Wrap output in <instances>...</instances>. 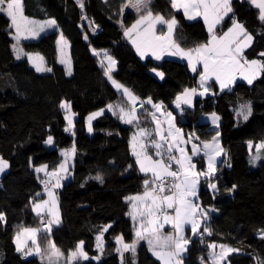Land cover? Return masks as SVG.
Segmentation results:
<instances>
[{
    "label": "trees",
    "instance_id": "trees-1",
    "mask_svg": "<svg viewBox=\"0 0 264 264\" xmlns=\"http://www.w3.org/2000/svg\"><path fill=\"white\" fill-rule=\"evenodd\" d=\"M23 2L26 15L39 20L55 19L58 27L42 33L37 40L21 41L24 52L42 54L52 69L38 72L26 55L16 58L12 49L15 41L8 29L10 22L0 14V154L10 165L0 178V212L6 217V222L0 221V264H47V257L42 261L37 255L27 257L17 252L14 238L19 225L39 226L32 204L37 192L42 195L36 199L46 194L40 182L44 174L36 173V166L47 164L53 169L62 160L61 150L73 144L76 155L71 176L59 189L61 222L47 237L41 231L38 242L42 250H46L49 241L54 242L67 257L82 240L85 250L97 255L96 236L103 226L111 225L104 232L103 257L80 260L77 264H121L116 237L122 235L129 243L134 237L133 221L127 215L130 204L125 197L144 190L145 175L134 163L129 144L136 131L135 124H125L107 110L94 122V132H87L86 118L91 111L110 103L127 104L104 75L101 58L92 49H106L115 55L118 64L114 76L141 101L151 97L156 102L162 101L165 109H174L175 97L184 88L197 86L199 73L178 58H142L123 35L120 21L128 27L137 19L133 9L125 8L121 13L124 0H84L83 9L76 0ZM232 7L235 18L254 36L246 56L264 59L259 56L264 52V23L258 19L259 10L249 0H232ZM152 11L165 18L175 16L179 22L175 38L181 47L187 49L206 42L203 20H187L182 10L171 7L170 0H152ZM89 22H93L92 27ZM228 25L225 18V30ZM61 33L70 42L71 75L58 60L56 41ZM153 68L163 72L164 79L158 78L151 71ZM213 85L215 95H197L192 108L184 106L182 114L176 112L177 124L184 133L194 132L201 141L211 140L216 132L203 117L219 113L225 152L211 181L219 190L213 192L201 179L199 191L202 206L215 209L209 212L207 224L212 234L203 232L204 224L196 235L189 234L191 243L184 264H201V257L208 264L209 244L235 245L249 239L255 240V249L233 252L226 263L257 264L258 259H264V239L259 234L264 229V161L256 167L250 165L248 142L264 141V74L252 84L239 80L230 90L220 91L217 84ZM65 100L77 115L71 128L65 110L60 107ZM249 101L252 112L244 121L237 117L236 109ZM137 109L141 126L152 128L154 124L145 116V110L153 109L149 105ZM49 135L53 137L52 147L46 144ZM195 162L198 169L206 168L201 157H196ZM130 164L132 167L128 168ZM97 174L104 177L103 183L91 179ZM233 185L235 189L228 191ZM133 260L135 264H161L148 251L146 242L139 244L135 254L124 252L123 264H133Z\"/></svg>",
    "mask_w": 264,
    "mask_h": 264
},
{
    "label": "snow or ice",
    "instance_id": "snow-or-ice-1",
    "mask_svg": "<svg viewBox=\"0 0 264 264\" xmlns=\"http://www.w3.org/2000/svg\"><path fill=\"white\" fill-rule=\"evenodd\" d=\"M76 2L81 9L84 8V0H76ZM249 3L259 10L258 19L264 23V0H249ZM170 4L173 9L182 10L187 20H196L198 17L203 19L207 30L206 42L197 43L187 49L181 47L175 38L179 22L175 16L165 18L163 14L154 13L152 0H124L120 6L121 13L125 8L133 9L137 19L128 27L123 25L122 20L120 23L123 35L131 41L142 58L149 53L156 60L163 59L165 55L178 56L188 61V66L193 72H197L198 65L202 66L197 86L184 88L175 97L173 103L177 109L181 110V114L184 110L182 106L192 108L193 98L210 93L213 84H218L221 91L230 90L237 77L252 84L259 75L264 74V59H248L245 54L246 50L252 46L254 36L243 23L235 18L232 0H170ZM0 14H3L10 22L8 29L15 41L12 49L16 58L20 59L22 55H26L36 71L51 72V68L43 66L44 57L39 53L24 52L21 41L39 39L42 33L57 28V21L55 19L41 21L26 15L23 0H0ZM225 18L229 21L226 30ZM92 24L93 22H89V27H92ZM158 25L160 26L159 32ZM84 39L87 40L88 36L85 35ZM56 43L60 52V63L66 65L68 74L71 75L70 57L66 52L69 45L63 33L60 34ZM92 51L94 55L102 56L99 63L104 70V75L127 100L126 105L120 102L110 103L107 108L125 124H135L136 131L133 132L129 144L131 154L135 158L134 163L145 175L143 192L125 197L130 204L127 215L133 221L134 237L130 243L126 242L122 235L116 237V242L120 245L116 251L121 256V264H123L124 252L131 251L135 254L141 241L147 243L148 251L161 264H184V254L191 243L185 235L186 227L190 226L192 234L196 235L200 232L201 225L204 224L203 232L208 235L212 234L207 224L209 212L215 209L203 207L198 193L201 179L213 192L219 190L217 184L211 181L217 171V159L223 152L218 139L220 118L215 112L210 114L211 124L216 130L211 140L201 141L194 132L184 133L183 129L177 126L172 112L163 111L162 101L153 102L151 97L141 101L140 97L113 78L112 72L117 61L108 54L106 49H92ZM259 56L264 57V52L259 53ZM151 71L155 72L160 79H164L163 72L155 68ZM138 102L141 108L149 105L153 109V111L146 109L145 116L150 117V122L155 125L154 128L141 126L136 107ZM60 107L65 110V119L72 127L75 114L71 111V104L62 101ZM103 111L104 109H100L88 116L89 132L92 131L91 121ZM251 112L250 101L240 104L236 109L237 117H242L244 121L248 120ZM53 142V137L49 135L46 143L51 145ZM189 143H191V154L187 149ZM248 143L249 150L252 151L253 142ZM60 155L61 162L51 171L48 170L47 164L35 168L36 173H44V178L40 179V182L47 195V199H36L42 195L37 192L32 204V209L40 221L39 226L19 225L14 238L17 252L25 256L35 254L42 261L47 257V264H59L64 254L52 241L48 242L46 250H42L38 242V234L43 231L47 237L53 225L60 223L58 200L54 189L61 187V181L66 178L70 161L76 155L75 144L70 149H62ZM194 157H201L205 160L206 168L198 169L193 161ZM261 161H264V141L255 146V154L252 155L250 163L256 165ZM9 166V162L0 156V173H3ZM131 167V164L128 165V168ZM91 179L100 183L104 182V177L100 174ZM234 189L235 185L228 191ZM46 215L51 218H46ZM0 221L6 222L3 212H0ZM166 225L171 227V232L164 231ZM108 227L111 225L103 226L100 234L96 236V247L101 254L103 253V233ZM260 234L264 239V229L260 230ZM27 240H31L33 247L26 251L25 241ZM207 247L209 249L208 264H222L229 254L240 251L225 244L212 243ZM217 248L219 251H215ZM88 259V253L84 250V241L81 240L76 249L69 253L65 264H77L80 260ZM93 259L98 260L99 257H93ZM201 264H205L203 257H201ZM257 264H264V259H258Z\"/></svg>",
    "mask_w": 264,
    "mask_h": 264
},
{
    "label": "rangeland",
    "instance_id": "rangeland-1",
    "mask_svg": "<svg viewBox=\"0 0 264 264\" xmlns=\"http://www.w3.org/2000/svg\"><path fill=\"white\" fill-rule=\"evenodd\" d=\"M197 19H202V18H197ZM196 19V20H197ZM203 20V19H202ZM190 21V20H189ZM191 21H193V20H191ZM240 22V21H239ZM242 23V22H241ZM244 24V23H243ZM245 25V24H244ZM246 27V26H245ZM247 28V27H246ZM157 29H158V32H159V29H160V26L158 25L157 26ZM249 31V30H248ZM251 33V32H250ZM252 34V33H251ZM64 36V35H63ZM60 37V36H59ZM64 38H65V36H64ZM59 39V38H58ZM66 39V38H65ZM66 41L68 42V45H69V47L66 49V52H67V54H68V56L70 57V62H71V74L73 73V64H72V58H71V49H70V42L66 39ZM15 43V42H14ZM30 53H38V52H30ZM40 54V53H39ZM108 54L109 55H111L116 61H117V58H116V56L115 55H113V54H111V53H109L108 52ZM41 56H43L42 54H40ZM148 56H152L150 53L147 55V56H145V57H143V58H147ZM153 57V56H152ZM164 57H173V58H178V59H180V60H185V61H187L186 59H181L180 57H178V56H170V55H165ZM163 57V58H164ZM101 59H102V56L100 57ZM155 58V57H154ZM256 59H259V58H256ZM58 60H59V62H60V52L58 51ZM188 62V61H187ZM117 64H118V61H117V63H116V65H115V67H114V71L112 72V76H113V78L117 81V82H119L120 84H122L115 76H114V72L116 71V69H117ZM43 66L44 67H48V68H50L48 65H47V63H46V60L44 59V62H43ZM66 66V65H65ZM67 68V67H66ZM157 70V69H156ZM202 70V66H197V72H195V73H199L200 71ZM157 71H159V72H161L160 70H157ZM42 72H46V71H42ZM157 76V75H156ZM158 78H160L159 76H157ZM258 78V77H257ZM256 78V79H257ZM255 79V80H256ZM239 80H242V81H245V82H247L246 80H244V79H242V78H240V77H237V80H236V82L237 81H239ZM254 80V81H255ZM253 81V82H254ZM236 82H235V84H236ZM234 84V85H235ZM233 85V86H234ZM217 86H218V88H219V85L217 84ZM232 86V87H233ZM219 90H220V88H219ZM226 90V89H225ZM221 91V90H220ZM216 92V90H215V88H214V85L212 86V91L210 92V93H208V94H206L205 96H207V95H209V94H213V93H215ZM199 96V95H198ZM153 100V99H152ZM66 101V100H65ZM194 101H195V98H193V104H194ZM66 102H68V101H66ZM153 102H156L155 100H153ZM160 102V101H159ZM159 102H156V103H159ZM69 103V102H68ZM174 108H175V110L174 109H168L167 111L168 112H172V114H173V116L175 117V122H176V124H177V114H176V111H178V112H181V110L180 109H177L176 108V106H175V104H174ZM100 109H104V111H103V113L102 114H104L107 110H108V108L107 107H103V108H99V109H96V110H94V111H91L88 115H87V118H88V116L90 115V114H92V113H95V112H98ZM71 111H72V113H74L75 115H74V117H73V125H74V123H75V119H76V117H77V115H76V113L74 112V110H73V108H72V106H71ZM163 111H165V108H163ZM211 113H213V112H211ZM211 113H208V114H206L204 117H203V120H209L210 122H211V117H210V114ZM216 114H217V116L220 118V114L219 113H217V112H215ZM101 114V115H102ZM65 115H66V113H65ZM101 115H98V116H96L92 121H91V126H92V131L91 132H89L88 131V119L86 118V129H87V132L89 133V134H92L93 132H94V122L97 120V118L99 117V116H101ZM139 115V114H138ZM158 115H159V113H158ZM220 120H221V118L219 119V121H218V124H219V128H220ZM67 121V120H66ZM68 123V122H67ZM212 125V124H211ZM69 126V125H68ZM177 126H178V124H177ZM155 127V125H153L152 126V128H154ZM179 127V126H178ZM212 127H213V129H214V126L212 125ZM147 128H149V127H147ZM219 128H218V131H219ZM220 132V131H219ZM216 133V132H215ZM215 135V134H214ZM213 135V136H214ZM219 142H220V145H221V147H223V144H222V140H221V133H220V136H219ZM261 141H258V142H253V146H252V151H250V159H251V157H252V155H254L255 154V146L256 145H258L259 143H260ZM47 144V143H46ZM48 146H50V147H52V146H54V142H53V144H51V145H49V144H47ZM187 149H188V151H189V154H191V143H189V145L187 146ZM195 158V157H194ZM194 158H193V160H194ZM250 159H249V162H250ZM260 163V162H259ZM258 163V164H259ZM258 164H256V165H253V164H251L250 163V165L252 166V167H256ZM40 165H42V164H40ZM40 165H38V166H36V167H39ZM196 166H197V164H196ZM139 167V166H138ZM175 167V166H174ZM198 168V167H197ZM8 169H9V167H8ZM7 169V170H8ZM5 172V171H4ZM70 172V170L68 171V173ZM68 173L66 174V176L68 175ZM3 174V173H2ZM39 174H44V173H39ZM2 176V175H1ZM70 177H66L64 180H68ZM63 183H64V181L62 180L61 181V185L63 186ZM62 186L61 187H59V188H56V189H54V192H55V195H56V197H57V200H58V209H59V215H60V222H61V209H60V200H59V189L60 188H62ZM200 188H201V183H200V185H199V191H200ZM198 195H199V193H198ZM43 199H47V197L46 198H43ZM199 201H200V198H199ZM201 203V202H200ZM202 205V204H201ZM36 214V213H35ZM51 218V217H50ZM60 224V223H59ZM56 225H58V224H54L53 225V227L54 226H56ZM203 225V224H202ZM202 225H201V227H202ZM107 226V225H106ZM168 226L169 225H166L165 226V228H164V231L167 233V232H171L172 231V229L170 230L169 228H168ZM27 227H37V226H27ZM52 227V228H53ZM189 234H191V236H193V234H192V232H191V230H190V226H187L186 227V229H185V235H186V237L190 240V237H189ZM259 234H260V232H259ZM261 235V234H260ZM142 242H144V241H141L140 242V244L142 243ZM96 243H97V241H96ZM217 245H219V244H223V243H216ZM225 245H228V246H230V247H232V248H235V249H239L240 251H246V250H254L255 249V246H256V243H255V240H252V239H249V240H243V241H240V242H238L237 244H235V245H232V244H225ZM120 246V245H119ZM33 247V245H32V242H31V240H27V241H25V250L27 251L28 249H30V248H32ZM105 248H106V242H105V239H104V233H103V253L101 254V252H100V250L98 249V254L97 255H92V254H89L86 250H85V248H84V250L88 253V256H89V259H93V257H99V259L101 258V257H103V255H104V252H105ZM75 250V249H74ZM215 251H219V248H217ZM187 253V252H186ZM185 253V254H186ZM184 254V255H185ZM232 254V253H231ZM230 255V254H229ZM229 255L226 257V259L222 262V264H227L226 262H228V257H229ZM32 256H35V254H33V255H28L27 257H32ZM68 257V256H67ZM67 257H65V256H63V257H61V259H60V261H59V264H65V260H66V258ZM94 260H97V259H94Z\"/></svg>",
    "mask_w": 264,
    "mask_h": 264
},
{
    "label": "crops",
    "instance_id": "crops-1",
    "mask_svg": "<svg viewBox=\"0 0 264 264\" xmlns=\"http://www.w3.org/2000/svg\"><path fill=\"white\" fill-rule=\"evenodd\" d=\"M37 20H39V19H37ZM41 21H43V20H41ZM97 29H98V27H97ZM192 70V69H191ZM126 87V86H125ZM126 88H128V87H126ZM129 89V88H128ZM129 90H131V89H129ZM133 92V91H132ZM134 93V92H133ZM135 94V93H134ZM136 95V94H135ZM137 96V95H136ZM195 98V97H194ZM182 107H184V106H182ZM168 109H165V111H167ZM174 110H175V108H174ZM168 112V111H167ZM176 112H178V111H176ZM74 126V125H73ZM72 126V127H73ZM71 128V127H70ZM197 143H199L198 141H196ZM189 145V144H188ZM187 145V146H188ZM70 149V148H69ZM222 149H223V152H222V154H221V156L220 157H218V159H217V164H216V168L218 167V164H219V162L221 161V159L223 158V156H224V148L222 147ZM0 156H1V154H0ZM196 158V157H195ZM195 158H194V163H196L195 162ZM73 162H74V159H72L71 161H70V164H69V170H70V172L68 173V175L66 176V177H70L71 176V167H72V165H73ZM8 169V168H7ZM7 169L5 170V172L7 171ZM48 170L49 171H51L52 169L49 167V165H48ZM5 172H3V174L5 173ZM2 173H0V178L2 177L1 175H3ZM63 181H65L64 179H63ZM143 192V191H142ZM142 192H139V193H142ZM46 194V193H45ZM137 194V193H136ZM135 195V194H134ZM47 197V195H45V197L44 198H46ZM46 218H48V219H50V216H47L46 215ZM168 228L171 230V227L170 226H168Z\"/></svg>",
    "mask_w": 264,
    "mask_h": 264
},
{
    "label": "built area",
    "instance_id": "built-area-1",
    "mask_svg": "<svg viewBox=\"0 0 264 264\" xmlns=\"http://www.w3.org/2000/svg\"><path fill=\"white\" fill-rule=\"evenodd\" d=\"M137 108H140V104H137V106H136Z\"/></svg>",
    "mask_w": 264,
    "mask_h": 264
}]
</instances>
